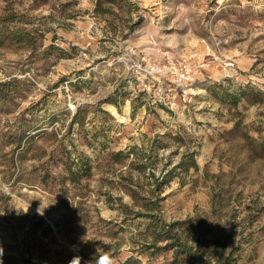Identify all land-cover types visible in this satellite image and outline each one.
I'll list each match as a JSON object with an SVG mask.
<instances>
[{"label": "rangeland", "instance_id": "1", "mask_svg": "<svg viewBox=\"0 0 264 264\" xmlns=\"http://www.w3.org/2000/svg\"><path fill=\"white\" fill-rule=\"evenodd\" d=\"M94 2L0 0V260L264 264V0Z\"/></svg>", "mask_w": 264, "mask_h": 264}, {"label": "trees", "instance_id": "2", "mask_svg": "<svg viewBox=\"0 0 264 264\" xmlns=\"http://www.w3.org/2000/svg\"><path fill=\"white\" fill-rule=\"evenodd\" d=\"M112 4L113 0H95L94 12L98 13L103 9V7H106L105 11L109 12ZM174 226V223L169 224L167 228L162 230V236L171 240V244H168L167 247L174 248L172 256L173 259L170 264H186L189 262H193V264H231L229 256L219 258L215 260L214 263L208 259V257L202 259V255H205L204 253L217 243L215 240L204 238L205 234L202 229L196 234L195 241L198 245L194 249L193 246L187 244L185 241L186 238H183L177 232H174Z\"/></svg>", "mask_w": 264, "mask_h": 264}, {"label": "clouds", "instance_id": "3", "mask_svg": "<svg viewBox=\"0 0 264 264\" xmlns=\"http://www.w3.org/2000/svg\"><path fill=\"white\" fill-rule=\"evenodd\" d=\"M50 205V204H49ZM48 205V206H49ZM47 206V207H48ZM29 207L30 205L27 207L26 210H22V209H16L17 213H27L28 210H29ZM46 207H43L42 208V204H40V206L37 208V214L39 215H43L44 214V209ZM3 255V249L0 248V256ZM81 257L79 255H75L72 257V259L69 261V264H81ZM0 264H3L2 260H0ZM96 264H115L114 260L111 259V257L108 255V254H105L101 257H99L97 260H96Z\"/></svg>", "mask_w": 264, "mask_h": 264}, {"label": "built area", "instance_id": "4", "mask_svg": "<svg viewBox=\"0 0 264 264\" xmlns=\"http://www.w3.org/2000/svg\"><path fill=\"white\" fill-rule=\"evenodd\" d=\"M181 77H184V74L183 73H180Z\"/></svg>", "mask_w": 264, "mask_h": 264}]
</instances>
